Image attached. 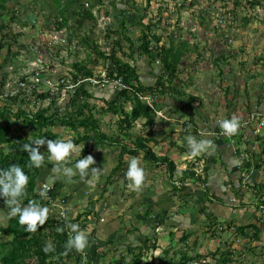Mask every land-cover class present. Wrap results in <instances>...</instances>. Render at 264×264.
<instances>
[{"label": "crops", "instance_id": "1", "mask_svg": "<svg viewBox=\"0 0 264 264\" xmlns=\"http://www.w3.org/2000/svg\"><path fill=\"white\" fill-rule=\"evenodd\" d=\"M12 1L17 7L12 15H16V21H11L13 25L25 22L29 11L37 15L39 23L41 16L34 9L36 1H25V5L32 3V8L28 7L23 14L22 2ZM119 1H106V9L111 13L114 6H120ZM236 1L240 2L239 7L234 9L233 5L229 13L240 17L242 26L230 25L218 36L213 31L198 29L202 34L199 40L197 32L172 34L177 44L186 43L187 47L178 68L177 85L172 91L152 97L156 113L150 124L139 118L129 130L121 128L119 122L125 114L131 116L133 104L126 101L123 113L105 112L108 104L123 103L119 89L109 84L85 87L90 96L86 100L89 103L86 114H94L100 131L90 132L92 139L78 142L80 135L85 134L82 128L76 131L59 125L53 128L58 139L71 136L80 146L69 157V166L89 155L94 159L88 176L81 178L77 174L68 181L52 171L55 161L48 159L45 144L40 151H45V160L36 168V193L42 185L58 188V196L65 198L69 217L71 220L80 217L78 224L88 234L89 243L80 252L79 264H129L138 255L142 257L139 264H145V252L152 250L154 256L147 264H186L200 258H207L212 264H264V216L257 209L258 205H264V0H255L252 6L254 0ZM4 10L0 11V21ZM0 27L7 28L2 24ZM75 28L74 23L55 33L71 31L64 40L68 47ZM170 37L167 35L161 43L166 45ZM225 37H229L230 44ZM6 60L8 65L3 66L8 70H3L0 77V94L6 91V84L13 85L16 74L20 77L26 71L17 68L14 72L12 59ZM86 60L79 63L87 65ZM131 62L133 65H129L135 67L140 83L153 87L159 67L136 52ZM52 66L51 63L48 67ZM99 66L103 68V63ZM45 76L48 78L51 74ZM31 97L42 100L35 94L23 95L15 102H6L0 97V108L10 109L8 123L12 135L33 137L34 127L23 125L24 116L16 118L15 114L18 110L34 114L50 106L52 100L46 98L47 103L37 104L34 110ZM69 100L70 95H63L56 101L55 109L60 107L62 112L74 115ZM51 113L52 110L47 114ZM232 116L239 119L240 128L234 135V144L230 145L220 135L217 121ZM164 122L171 126L166 127ZM100 133L107 140H102ZM190 134L211 140L212 149L191 156L186 142ZM145 146L156 157L168 158L175 172L170 174L165 165L150 161L144 151L137 150ZM134 157L139 158L146 170L140 190L130 188L125 176L128 163ZM244 162L251 166L242 168ZM92 168L99 171L91 173ZM189 169L201 175L206 184L187 179L180 193L178 180ZM233 194L238 195L236 199ZM48 209V215L54 219ZM3 210L7 213L4 217L8 218L5 229L13 217L9 215L10 209Z\"/></svg>", "mask_w": 264, "mask_h": 264}, {"label": "trees", "instance_id": "2", "mask_svg": "<svg viewBox=\"0 0 264 264\" xmlns=\"http://www.w3.org/2000/svg\"><path fill=\"white\" fill-rule=\"evenodd\" d=\"M7 1L8 0H0V11L5 9ZM92 1L95 3V6H104L105 2L108 0ZM85 2L87 3L85 0H65L64 4H62V0H59L58 3L60 6L58 4L59 7L57 11L59 12L60 10L62 16H57V19L55 20L56 25L53 30L61 31L68 26L70 19H72L77 25V28H75L76 30H80L85 21H94L95 19L92 13V7L94 8V5L89 4L86 7ZM150 2L151 0H147L145 7L139 8V6L135 3V0H120V6H114L113 8L115 15H111L108 9L105 10L104 16L109 19L111 18V22H109V25L107 24L106 27V37L108 39L109 35L115 36V40L112 42L113 47L109 55L99 52L97 45L91 41L89 36L81 40L84 44L91 42L92 50L102 58L103 67L107 69L109 78L121 79L122 83L133 91V93L128 91H119L123 103L120 105L118 102L108 104V108H105L104 110L105 112L110 110L115 114L121 112L123 113V104L126 103V101L132 102L133 107L131 116L125 114L124 119L119 122L121 128H124L125 130H129L132 123L139 118H144L146 119V122L149 123L155 116V103L153 102L154 109H151L147 104L138 99L137 93L149 95L152 98L154 95H163L165 92L167 93L172 91L174 86L173 83L178 74V68L181 65L182 57L185 52L184 49L187 47L186 43L177 44L172 35L169 38L168 43L164 45L161 43L162 36L152 34V26L149 24L145 25L143 23L147 15ZM255 3L256 1L254 0L251 6ZM232 5H234L235 9V7L240 5V2L235 1ZM130 10L135 11V14H131ZM11 21H16V15L10 17V22ZM25 23L26 22H22L21 26L23 27ZM127 26H137L140 28V36L134 42L127 34L129 31ZM123 42L129 44V57L131 59L136 52L147 57L150 63H159V74L153 87H145L141 84L136 74L135 67H132L128 63L122 61V59L117 56L118 52L123 51ZM3 48L4 46H1V49ZM121 54L125 55L124 52ZM72 67L75 71H73L70 77L73 79L74 83L81 78H90L94 76L93 70L84 64L74 63ZM40 74L44 78H47L45 76L46 74L43 75L42 72H40ZM86 86L87 85L85 84L78 86L74 89L73 94L70 95L69 105L72 111L75 112L74 115L67 113L66 111L62 112L60 107L55 109L58 94L51 98L52 100L50 106H46L31 115H27L22 110H18V113L17 115L15 114V116L16 118L24 116L25 119L22 124L26 127H34L35 133L32 139L41 137H46L47 139L52 140L58 139V135L54 134L52 131L56 125L67 127L75 131L78 128L84 129L85 134L83 136L80 135L78 142L92 139L89 133L98 132L99 124L91 113L90 115L86 114L89 107V103L86 100L90 97L89 93L85 89ZM36 94L39 95V99H42L43 101L49 97V92ZM23 95L27 94L18 92L13 97H6L5 100L6 102H15L18 100V97ZM42 100L40 101L43 102ZM51 110L52 113L50 115L47 114ZM9 111L10 109L8 106L0 108V169H7L12 164H19L23 167L24 171L29 176V183L26 186V192L21 199V203L26 205L29 200L35 199L43 206H46L42 201L40 193H36L35 191V178L37 170L34 167H28V153L25 152L22 147L23 144L30 143V141L23 136L11 134L10 125L8 123V116L10 115ZM7 112H9V114H7ZM99 136H102V140H107V137L101 135V133ZM44 146L40 147V151ZM137 150L144 151L145 156L150 161H155L161 165H165L170 174L175 172V166L168 158L156 157L146 146L144 148H138ZM122 152L128 153L126 151ZM250 166L249 162H244L242 164V168L245 169ZM191 170L192 169H189L188 172L181 173L182 177L178 180L180 183V193H182L185 189L184 184L187 179H194L199 181L201 184H206V180L202 179L201 175ZM174 190H176V188H174ZM49 194L53 197L58 196V188H53ZM233 196L236 199L238 195L233 194ZM207 202H210V200ZM5 207L6 209H9L6 206L5 198L0 197V209ZM79 219L80 217L71 220V223L78 224ZM67 224H69V222H58L56 218L52 219L48 215L45 225L38 226L36 232L30 233L25 230L26 226L19 224L18 217H13L9 220L7 228L0 229V263L28 264L27 261L34 260L36 264H68L71 261L79 264L81 258L80 252L75 249H66L67 240L69 238V234L67 232L68 228L66 227ZM58 228H64L65 230L63 232H58ZM7 236L12 237V239L4 241V238ZM48 243L54 245L55 251L47 253L44 251V247ZM141 258L142 257L139 255L135 256L129 264H139L141 262Z\"/></svg>", "mask_w": 264, "mask_h": 264}, {"label": "rangeland", "instance_id": "3", "mask_svg": "<svg viewBox=\"0 0 264 264\" xmlns=\"http://www.w3.org/2000/svg\"><path fill=\"white\" fill-rule=\"evenodd\" d=\"M25 1L27 2V0H17L18 3L22 2V14L28 7L32 8V3H26L28 5H25ZM35 1L34 9H38L41 16L39 18L40 21L32 27H28L25 23L23 28L21 23L13 25V23L10 22V17L14 15L17 10V7L13 6V1L8 0L5 4L4 16L2 15L3 20L0 21V25L7 26V28L4 27V30H0V77L3 75V70H8V67L6 68L3 66V64H5V66L6 64L8 65L6 59H12L10 60L12 61L10 64L13 65L14 72H17L15 71L17 68H22V70L26 71H20L19 73L23 72L21 75L34 74V72H42L43 75L50 73L51 76L47 79L51 81L50 78H52V82H57L56 78H59L60 75L61 78H64V73L71 75L73 71H75L72 65L74 63H79L80 60L83 61L87 59L86 61L88 63L86 66L93 70L94 76H97L104 68L99 66L103 63V60L97 53H94L91 42L84 44L81 40L89 36L91 41L97 45L99 52L109 55L113 47L112 42L115 40V36L109 35L108 39L106 37V27L107 24L111 22V18L108 19L104 16L106 6H95L92 0H86L88 3H86L87 6L89 4L94 5V8L92 7V13L95 20L85 21L83 27L80 30H76L67 47V43L66 41L64 42V40L66 37L70 36L69 34H71V31L65 30L62 34H56L55 30H53L56 25L54 19L57 16H62L60 13L61 11H57L60 6L58 3L59 0H33L32 2ZM146 1L147 0H135V3L141 8L145 7ZM235 1L236 0H151L143 23L145 25H151L152 34L162 36L161 40H165L167 35L168 37L172 34L178 36L180 32L190 35H195L196 33L194 32H197L198 35H200L198 37L199 40L202 34L197 31L198 29L199 31H213L215 36H218L222 35L224 30H228L230 25L233 26L232 28L237 27V25L242 26L240 21L241 18H235L236 15L234 16L229 13ZM64 2L65 0H62V4H64ZM40 6H42V10L39 9ZM130 13L135 14V11L130 10ZM111 15H115V12L111 11ZM73 24V20L70 19L68 25L73 26ZM25 28H29L28 32ZM127 28L129 29L127 34L134 42L140 36V28L137 26H127ZM22 29L24 30L23 34L21 33ZM15 32H17V34H14ZM17 35H21L22 39L21 36ZM225 38L227 42L230 40L229 37ZM215 39L221 40L219 37H215ZM1 46H4V48L1 49ZM21 46L22 48H20ZM122 47V52H124L125 55H122V52H118L117 56L121 58L122 61L133 65V62H131L132 59L129 57V44L123 42ZM51 63L53 66L49 68ZM15 76V78H18L19 74ZM176 79L173 83L174 86L177 85ZM7 87L5 90H7ZM43 87L44 86H42V88ZM3 98L6 99V97L2 96V99ZM31 99L35 102L34 110L37 108V104L41 103L44 105L48 101H44L43 103L34 100L36 97H31ZM105 108L107 109L108 107ZM14 111H16V109H14ZM164 124L166 127L171 126V124L167 122H164ZM70 130L71 129H69V131ZM41 153L45 154V151L43 150ZM6 214L3 208H1L0 229H4L3 227L8 223V218L4 217ZM10 239H12V237L7 236L4 238V241ZM27 263L36 264L34 260L27 261Z\"/></svg>", "mask_w": 264, "mask_h": 264}, {"label": "clouds", "instance_id": "4", "mask_svg": "<svg viewBox=\"0 0 264 264\" xmlns=\"http://www.w3.org/2000/svg\"><path fill=\"white\" fill-rule=\"evenodd\" d=\"M217 124L225 135H235L240 128V121L236 116L217 121ZM28 140L30 143H25L22 146L23 150L28 153V167L40 168L42 166L45 156L40 152V147L46 144L48 159L55 161L52 168L53 172L68 181H71L77 174L81 178L89 175V168L94 164L91 155L82 157L74 165L69 166V157L74 156L80 148L71 136H64L62 139L56 140L47 139L46 137L32 139L30 136ZM186 142L189 154L193 157L209 152L213 147V142L208 138L198 139L197 136L191 134L186 137ZM98 171L97 168L91 169V173H97ZM125 176L129 181L130 188L134 190L141 189L146 179V170L140 164L138 157L130 160ZM28 183L29 176L19 164H12L7 169H0V197L5 198L6 206L10 209L9 215L18 217L19 224L26 226L25 230L32 233L37 231L38 226L45 225L49 209L35 199L29 200L26 205H21V199L25 195ZM41 195H44L43 191ZM66 227L70 230L66 249H75L83 253L89 243L88 234L80 228L79 224L69 223ZM64 230V228L57 229L58 232ZM44 251L46 253L55 251V247L53 244L48 243L45 245ZM145 255L147 256L145 264H147L153 258L154 250L152 252L146 251Z\"/></svg>", "mask_w": 264, "mask_h": 264}, {"label": "built area", "instance_id": "5", "mask_svg": "<svg viewBox=\"0 0 264 264\" xmlns=\"http://www.w3.org/2000/svg\"><path fill=\"white\" fill-rule=\"evenodd\" d=\"M87 7V4H85ZM229 17V15H228ZM155 65H159L158 62L155 63ZM39 72H34V74L29 75H22L16 80H14L13 85L6 84L7 90L4 93L0 94V97H13L18 92L25 93L27 95H32L36 93H46L49 92V99L52 97H55L58 95L57 101H60L63 95H72L74 92V89L77 88L80 85H89L92 87H98V86H104L112 84L116 86L119 91H133L125 86L122 83L121 79L116 78H109L108 72L106 68H103V70L98 73L97 76H93L90 78H81L75 83L73 82V79L70 76H65V78H58L57 82L49 81L47 78H44ZM115 77V76H114ZM42 86H44L42 88ZM35 92V93H34ZM138 99L147 104L151 109L153 108V99L149 95H143L137 93ZM156 113V111H155ZM220 135L227 140H229L230 145L234 144V135H225L223 134L222 130H220ZM52 187L49 185H42L41 190L39 191L40 196L42 198V201L44 204L50 208V212L56 217L58 222H69L71 223V218L69 217V213L66 209V201L63 197H53L49 193L52 191ZM43 191L44 195H41V192ZM258 211L261 213V215L264 216V205H258L257 207ZM77 224V223H74ZM69 229H67V232L69 234ZM186 264H212L211 261L208 259H196L192 260Z\"/></svg>", "mask_w": 264, "mask_h": 264}, {"label": "water", "instance_id": "6", "mask_svg": "<svg viewBox=\"0 0 264 264\" xmlns=\"http://www.w3.org/2000/svg\"><path fill=\"white\" fill-rule=\"evenodd\" d=\"M37 21H38L37 15L34 12L29 11L25 17V22L28 25V27L35 26L38 23ZM25 29L26 31L29 30V28H25Z\"/></svg>", "mask_w": 264, "mask_h": 264}]
</instances>
